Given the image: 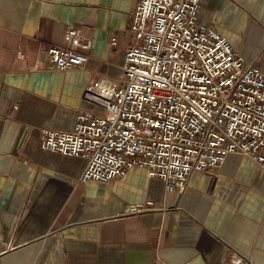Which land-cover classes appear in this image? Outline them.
Wrapping results in <instances>:
<instances>
[{
    "label": "crops",
    "instance_id": "1",
    "mask_svg": "<svg viewBox=\"0 0 264 264\" xmlns=\"http://www.w3.org/2000/svg\"><path fill=\"white\" fill-rule=\"evenodd\" d=\"M136 1L0 0V264H264V170L250 157L166 192L136 166L81 182L82 158L40 146L43 129L96 110L81 97L92 79L120 77ZM199 20L264 72V0H201ZM71 25L88 61L50 69L45 50Z\"/></svg>",
    "mask_w": 264,
    "mask_h": 264
},
{
    "label": "built area",
    "instance_id": "2",
    "mask_svg": "<svg viewBox=\"0 0 264 264\" xmlns=\"http://www.w3.org/2000/svg\"><path fill=\"white\" fill-rule=\"evenodd\" d=\"M200 2L137 0L120 77L92 79L81 97L96 110L79 111L70 130L43 129L41 148L82 158L81 182L136 166L166 192H182L192 173L211 172L230 153L264 170V72L199 20ZM82 37L69 26L66 44L45 50L47 67L84 66L90 41ZM131 209L157 208L149 200Z\"/></svg>",
    "mask_w": 264,
    "mask_h": 264
}]
</instances>
